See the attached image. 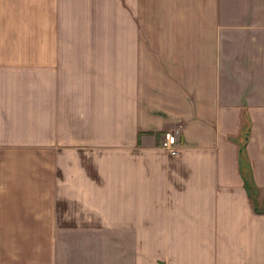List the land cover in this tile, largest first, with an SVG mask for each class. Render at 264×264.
<instances>
[{
    "label": "crops",
    "instance_id": "obj_1",
    "mask_svg": "<svg viewBox=\"0 0 264 264\" xmlns=\"http://www.w3.org/2000/svg\"><path fill=\"white\" fill-rule=\"evenodd\" d=\"M254 197L264 0H0V264H264Z\"/></svg>",
    "mask_w": 264,
    "mask_h": 264
},
{
    "label": "rangeland",
    "instance_id": "obj_2",
    "mask_svg": "<svg viewBox=\"0 0 264 264\" xmlns=\"http://www.w3.org/2000/svg\"><path fill=\"white\" fill-rule=\"evenodd\" d=\"M262 205H264V202H262V204H260V207H262ZM72 240L73 239L71 238V242H72ZM75 240H76V238H75ZM64 241H65V243L63 241H61V245L60 246H62L63 248L65 247V249L70 250V252H76V253L87 252V251H89V252H92V251L93 252H99V251H103V248L108 246V245H104V244H102V245H98V244H96V245H78L76 243L72 245V244L68 243L66 237H65ZM52 247H53V250H54V246L53 245H52ZM119 248H120L119 244H115V243L111 244V251L113 253V257L114 256L118 257L116 255H118V253H119ZM106 250H107V248H106ZM129 250H130V245H129Z\"/></svg>",
    "mask_w": 264,
    "mask_h": 264
},
{
    "label": "built area",
    "instance_id": "obj_3",
    "mask_svg": "<svg viewBox=\"0 0 264 264\" xmlns=\"http://www.w3.org/2000/svg\"><path fill=\"white\" fill-rule=\"evenodd\" d=\"M160 147L170 154H175L179 148L178 131H165L160 141Z\"/></svg>",
    "mask_w": 264,
    "mask_h": 264
},
{
    "label": "trees",
    "instance_id": "obj_4",
    "mask_svg": "<svg viewBox=\"0 0 264 264\" xmlns=\"http://www.w3.org/2000/svg\"><path fill=\"white\" fill-rule=\"evenodd\" d=\"M253 209H254L256 212H264V207H263V209H260V208H259V203H258L256 197H254V199H253Z\"/></svg>",
    "mask_w": 264,
    "mask_h": 264
}]
</instances>
